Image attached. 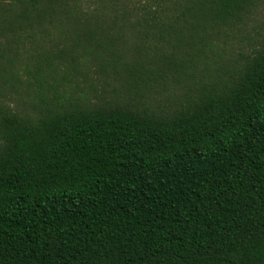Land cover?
I'll return each mask as SVG.
<instances>
[{"label":"trees","instance_id":"1","mask_svg":"<svg viewBox=\"0 0 264 264\" xmlns=\"http://www.w3.org/2000/svg\"><path fill=\"white\" fill-rule=\"evenodd\" d=\"M263 2L0 0L5 42L55 48L0 104V264H264V36L195 65Z\"/></svg>","mask_w":264,"mask_h":264},{"label":"rangeland","instance_id":"2","mask_svg":"<svg viewBox=\"0 0 264 264\" xmlns=\"http://www.w3.org/2000/svg\"><path fill=\"white\" fill-rule=\"evenodd\" d=\"M83 6H89L92 8L94 5V0H82ZM11 32H4L0 34V53L3 54V57H0V62L4 63L5 57L14 56L13 60L15 62L11 65L12 70H16L19 75V79L22 81L19 82H7L0 89V104L3 106H9L13 109H17L21 112L29 113L31 107L29 104L30 95L26 89L28 81H31L32 78L30 70L33 69L31 65L32 55H36L39 51H51L55 48L50 46L48 40L51 39L50 36H45L44 34L38 33L31 38L28 36H22L16 38L14 41L5 42L6 37H10ZM264 36V2L261 3L257 9L253 12L251 17L245 22L244 25L239 26V28L234 29L232 32H229L226 36L221 38L218 42V45L214 47L211 51L207 52L205 60L197 62L196 74L197 78L204 75V79L209 78V74L213 76L215 73L223 74V69H232L233 65H236L242 54H246L252 48L256 47L261 38ZM52 40H58L53 38ZM205 66L206 68H203ZM95 65L91 64L88 68L89 75L92 79H97L98 76L93 73ZM78 82L81 80V76H77ZM120 80V78H119ZM167 86H176L175 91L177 93L181 92L178 84H175V81L171 77L166 78ZM98 83V82H97ZM0 84L3 82L0 79ZM82 85V83H80ZM115 84V82H112ZM12 87V88H10ZM112 86L109 85V89ZM29 90L32 91L33 87L30 85ZM112 91V90H111ZM108 95H111L112 92ZM107 95V96H108ZM108 98V97H107ZM164 108L173 107L177 102L174 98H168L167 101H160Z\"/></svg>","mask_w":264,"mask_h":264}]
</instances>
